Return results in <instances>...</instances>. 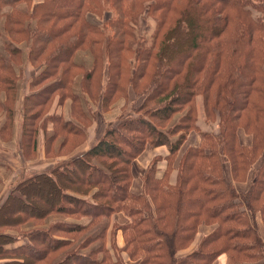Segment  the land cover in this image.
Returning <instances> with one entry per match:
<instances>
[{
    "label": "trees",
    "instance_id": "trees-1",
    "mask_svg": "<svg viewBox=\"0 0 264 264\" xmlns=\"http://www.w3.org/2000/svg\"><path fill=\"white\" fill-rule=\"evenodd\" d=\"M149 1L0 0L3 143L19 128L33 150L41 141L26 120L43 109L13 124L20 54L37 69L31 110L55 96L46 156L83 145L86 107L117 117L86 151L15 184L0 206V264H264V0ZM145 9L158 13L149 45L137 33ZM191 135L200 141L183 151ZM147 148L164 149L137 174ZM226 163L235 182L254 170L246 192ZM116 214L127 221L112 232Z\"/></svg>",
    "mask_w": 264,
    "mask_h": 264
},
{
    "label": "rangeland",
    "instance_id": "rangeland-1",
    "mask_svg": "<svg viewBox=\"0 0 264 264\" xmlns=\"http://www.w3.org/2000/svg\"><path fill=\"white\" fill-rule=\"evenodd\" d=\"M38 1V0H34L33 4ZM148 1V3H150L151 1ZM11 7L10 6H6L5 7V11H11ZM158 17V13L155 14L154 11L151 12L150 14H148L147 10L145 9L142 16L139 19V23L138 24V29H137V33H138V37H144L142 40H146L148 41L147 45H149L150 43H153V39H152V34L154 31V28L156 26V20L155 18ZM258 15L257 12H254V16ZM0 40L3 41V36H0ZM22 44V42H21ZM20 46H24V45H20ZM1 50L3 48L2 43L0 44ZM26 50V47H24ZM3 52V51H2ZM20 59V64H16V66L20 67V69H24L23 72V76L20 77L19 81L17 82V89H16V94H17V100L16 101V105H15V101H14V105L12 106L15 110V122H13V124H19L20 126V122L24 121L25 118V113H32L33 110L36 109H43L44 113L42 111V117H39V119L33 121V120H26L28 123V129H34V127L38 128L40 131V135H36V138L41 139L37 150H33L32 146L29 142H31L32 140L29 139V135L30 133H28L25 137L21 138V134L16 132L15 135L13 133V129L8 130L7 134L4 135L5 141L3 143V140L0 137V206L2 205V203L4 202V198H6V196L9 194V192L11 190H13L16 185L20 180H22L23 178H26L32 174L38 173L40 171H49L51 169H53V167H55L57 164L59 165V163L66 161L68 159H71L80 153H77V151L82 147V145L75 147L74 150H72L71 152L67 153L66 155H61L60 153H58L57 151V147H55L54 152L50 155V156H46L47 154V146L44 142V136L48 135L47 132L50 134L53 131V123L51 120H45L44 117L46 116L49 107H51L54 104V99L55 96H52L50 99V103H48L45 107H33L31 110V105L34 101V99L30 100H26L27 96L26 94L32 90H36L38 89L36 86H32L30 84V76L32 74V72L34 73L37 69H35V64L32 65L30 62L26 63L25 65H22L23 61H24V56L22 54L19 55ZM103 75H106V72H104ZM27 88V89H26ZM131 97H135V95H132L131 92ZM97 107V106H96ZM88 109V111L90 112V114L92 115V118L89 122L86 123V129H85V134L83 135L84 141L87 142L89 140H92V142H90V144H95L98 139L104 134L106 128L110 125V124H116L117 123V117L115 114H113V111L109 112L108 114L103 115V112H101L100 110H98L97 112H93V110L95 109V107H86ZM112 113V114H110ZM4 118L3 116L0 114V126L3 124ZM46 123V127L47 130L42 129L41 126L44 125ZM34 126V127H33ZM216 126V125H215ZM214 126V127H215ZM20 134V135H19ZM34 138V137H33ZM7 141V142H6ZM10 141V142H8ZM13 142V143H12ZM84 142V143H85ZM74 143V142H73ZM83 143V144H84ZM6 144V145H5ZM92 145V146H93ZM46 150V151H45ZM149 151V150H147ZM153 151V149H152ZM153 156V153L151 155H149V159ZM52 161H56V164H53ZM261 164V160L258 161L255 166H254V170L258 169V167ZM225 170L226 173H229V175L231 174V170H230V164L226 163L225 164ZM252 170L249 174H248V178H250L249 176L252 177L253 171ZM247 178V179H248ZM229 181L233 182V178L231 176V178H228ZM49 190V188L45 187L44 188L40 185L39 188H37V190L35 191V194L39 195H43V196H47V191ZM66 220L67 218L58 214L56 216H54V220ZM50 222V221H49ZM109 222L108 219H104L102 222H100L99 224H97L94 228H92L91 233L95 234L98 231H100L102 228L105 227V224ZM258 223L260 225L261 228V232L262 235L264 237V221L261 215H258ZM121 224V222H119L116 219H111V229L112 232L115 230V227ZM109 226V225H108ZM1 230H5V232L7 233H14V234H18V230L16 228H8V227H4L1 228ZM87 233V232H85ZM84 235V234H83ZM85 236V235H84ZM82 236V238L84 237ZM105 242V240H104ZM78 243V242H77ZM101 244V241L99 240V242H96L92 247L98 246ZM109 244V241L108 243ZM105 244V245H107ZM119 244V242H118ZM75 246V245H74ZM74 246L70 247V248H66L64 252H67L69 250H71V248H73ZM85 251H89V249L83 250L82 252ZM125 257L127 256L126 254H124ZM62 254L58 255V257L54 258V263H58V261H60L62 259ZM100 256H102V254H100ZM53 263V264H54Z\"/></svg>",
    "mask_w": 264,
    "mask_h": 264
},
{
    "label": "crops",
    "instance_id": "crops-1",
    "mask_svg": "<svg viewBox=\"0 0 264 264\" xmlns=\"http://www.w3.org/2000/svg\"><path fill=\"white\" fill-rule=\"evenodd\" d=\"M18 131H19V133H20V128H19ZM19 135H20V134H19ZM199 141H200V139H199L196 135H191V137H190V138L188 139V141L186 142L183 151H184L186 148H188L190 145H197V144L199 143ZM90 142H92V140H89V141L85 142V143L82 145V147L77 151V153H80V152H82V151H86L87 149H89V148L93 145V144H90ZM163 149H164V148H160V149H157V150L163 151ZM147 150H149V151H147ZM157 150L155 149V150L152 151V149L147 148V149L143 152V154L139 157V165H138V167H137V169H136V173H137V174L142 173L143 166H145V165L147 164L148 160H149V155H151L152 153L157 152ZM183 151H182V152H183ZM51 162H52L53 164H56V161H52V160H51ZM44 171H45V170H44ZM40 172H43V171H40ZM231 176H232V175H229V173H227V177H228V178H229V177L231 178ZM249 177H250V178H248V179H247L246 181H244V182H235V181L233 180L232 183L235 184V186H236V188H237V190H238L239 192H246V191L250 188L251 183H252V177H251V176H249ZM229 182H231V181H229ZM112 219H113V220L116 219V220H118L119 222H126V221H127V218H126L125 216H123L122 214H116ZM210 231H211L210 228H209V229H208V228H203V229L201 230V232L198 234V236H197V238L195 239V241L193 242V244L191 245V247H190L187 251H185V252H183V253H179V255H183V254H185V253H190V252H193V251L197 250V249L199 248V245H200V242H201L202 238H203L205 235H207ZM119 243H120V244H123V238H122V236H119ZM216 264H225V261H224L223 259H221V260H219Z\"/></svg>",
    "mask_w": 264,
    "mask_h": 264
}]
</instances>
